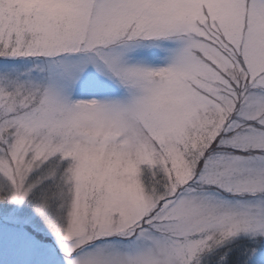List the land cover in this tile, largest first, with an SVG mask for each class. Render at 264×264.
<instances>
[{
    "label": "snow or ice",
    "instance_id": "snow-or-ice-1",
    "mask_svg": "<svg viewBox=\"0 0 264 264\" xmlns=\"http://www.w3.org/2000/svg\"><path fill=\"white\" fill-rule=\"evenodd\" d=\"M0 264H264V0H0Z\"/></svg>",
    "mask_w": 264,
    "mask_h": 264
}]
</instances>
